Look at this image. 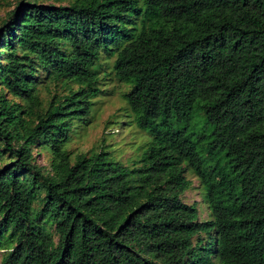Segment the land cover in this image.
<instances>
[{"label":"trees","instance_id":"1","mask_svg":"<svg viewBox=\"0 0 264 264\" xmlns=\"http://www.w3.org/2000/svg\"><path fill=\"white\" fill-rule=\"evenodd\" d=\"M47 1L0 24V264H264V0ZM102 54L150 135L131 166L65 145Z\"/></svg>","mask_w":264,"mask_h":264},{"label":"rangeland","instance_id":"2","mask_svg":"<svg viewBox=\"0 0 264 264\" xmlns=\"http://www.w3.org/2000/svg\"><path fill=\"white\" fill-rule=\"evenodd\" d=\"M17 0H0V24L16 4ZM46 2H49L46 0ZM113 57L105 54L101 56V77L100 87L102 93L93 100L90 112L85 120H73L68 127L69 140L65 143L66 148L72 154L79 152H89L91 150H105L111 160L121 161L131 166V163L140 158L146 142L150 135L145 130L139 128L128 112L126 101L122 94L128 90V86L119 82L112 72ZM108 73V75H107ZM41 81L45 74L38 73ZM107 75V76H106ZM39 94L48 101L50 91L54 84H39ZM197 118H192L188 123V129L194 132L200 131L201 123L196 122ZM39 149H34L35 162L48 166L47 153ZM186 177L191 181L190 187L182 194V200L187 204H195L198 209L200 220H209L210 212L204 200V191L197 177L191 171L185 172ZM36 206V204H35ZM206 239V233H199L195 240ZM2 252H0L1 258Z\"/></svg>","mask_w":264,"mask_h":264}]
</instances>
